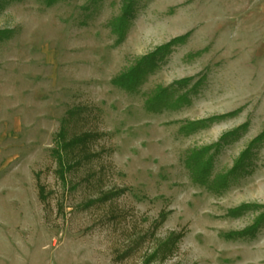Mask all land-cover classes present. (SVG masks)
I'll return each instance as SVG.
<instances>
[{
  "label": "rangeland",
  "instance_id": "374dc122",
  "mask_svg": "<svg viewBox=\"0 0 264 264\" xmlns=\"http://www.w3.org/2000/svg\"><path fill=\"white\" fill-rule=\"evenodd\" d=\"M62 126L91 135L64 182ZM6 256L264 264V0H0Z\"/></svg>",
  "mask_w": 264,
  "mask_h": 264
},
{
  "label": "trees",
  "instance_id": "16d2710c",
  "mask_svg": "<svg viewBox=\"0 0 264 264\" xmlns=\"http://www.w3.org/2000/svg\"><path fill=\"white\" fill-rule=\"evenodd\" d=\"M11 1L18 2L20 0H11ZM39 1L43 2L46 5H51L58 0H39ZM128 10H129V8L127 7L126 11H128ZM161 49L162 48H160L159 50H161ZM159 50H156L155 52H158ZM144 60H146V62L148 60V64H151L150 66L154 65L153 56L152 57L150 56L149 58L145 57ZM134 70H130L128 73L121 75V77H119L118 79L115 80L114 84H119L121 86H126V87L132 86V84H134V82L135 83L137 82V81H135V79L137 80V78H138L137 75L139 74V71L135 72ZM158 94H159L158 97H155V99H152L148 102V104H151L150 106H152V104H154L156 101H158L159 99L162 98L163 93L161 92ZM166 104L167 103L164 102V103H161L160 105L163 108V107L167 106ZM161 107H156L155 105H153L151 108L153 111H159V109ZM73 114H74V112H72V111L68 112V117L73 116ZM90 138H91V135L84 134L82 136L73 137V138L66 141L64 127L63 126L61 127L60 131L58 132V134L56 136L55 147L51 151V155L54 158V160L56 162V166H57L55 174L57 175L59 180L64 182L66 172L69 171L73 165H80L81 164L80 155L83 154V152H84L83 148L85 146V143L87 141H89ZM83 157H84V159H86L87 155H83ZM194 158L196 159L195 156H194ZM73 159H75V160H73ZM68 160H73V161H71L73 163L70 164V161L68 163ZM194 166L195 167H193L192 171H193L195 180L197 182H199L200 180L202 181L201 178H204L205 176H201V174L204 172L205 168H207V166H208L207 162L195 160ZM38 192H39L38 196H39L40 201H43V197H44L43 188L40 187ZM106 196L107 195H105L101 199V201L108 200V198Z\"/></svg>",
  "mask_w": 264,
  "mask_h": 264
},
{
  "label": "crops",
  "instance_id": "0c3cea01",
  "mask_svg": "<svg viewBox=\"0 0 264 264\" xmlns=\"http://www.w3.org/2000/svg\"><path fill=\"white\" fill-rule=\"evenodd\" d=\"M10 256V255H9ZM0 264H24V261H15L12 257H2L0 258ZM28 264V263H25Z\"/></svg>",
  "mask_w": 264,
  "mask_h": 264
}]
</instances>
